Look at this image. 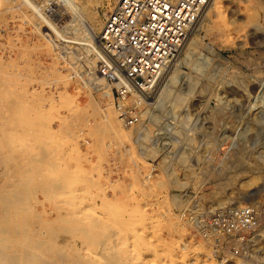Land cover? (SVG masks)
<instances>
[{
  "label": "rangeland",
  "instance_id": "374dc122",
  "mask_svg": "<svg viewBox=\"0 0 264 264\" xmlns=\"http://www.w3.org/2000/svg\"><path fill=\"white\" fill-rule=\"evenodd\" d=\"M34 1L39 5L41 4V6L45 4L43 7L47 10L46 14H49L50 17L53 16L52 18L56 17V21L62 23L64 19L59 15L58 5H56L59 2L61 3L62 0H54L56 4L52 0ZM76 1L77 3L83 2L88 6V9L99 12L100 21L96 25L97 35H99L108 12L117 0ZM213 1L211 0L210 4ZM0 2V56L2 54L5 61L9 60L10 55L16 58L21 54L22 58L18 60V65L14 68L6 67L4 71L17 74L19 79L16 77L15 81L18 86L21 85V89L26 91V89L32 88L41 91L45 87L47 93L56 97H53L55 103L50 101L51 106L49 99L43 95L46 99L41 101L48 103V107L45 111V118L41 116L42 121H44L42 122L40 119L41 124H37L40 131L46 130L45 127L41 126H46L52 132L54 131L53 133L56 136L53 135L54 139L50 137L51 139L46 140L50 143V145L48 144L49 148L47 147L48 157H46L48 159L38 162L39 159L42 161L44 156H42V159L41 157L34 158V163L27 165L23 157L27 154H35L39 149L37 147H35L36 149L22 148L15 151L6 146L4 141L7 137L0 135V142H3L0 143V171L3 172H0V180L2 178V182L0 181L2 186L0 187L6 185L5 187L9 188L10 185L12 186L15 183L14 180L16 181L19 178V172L21 175H29V173H33L32 169L36 168L41 172L38 174V176L41 175L39 181L42 182L49 178L55 180L53 184L56 187L58 186L57 188L61 187V184L64 186L61 187L64 188L63 190L61 188L57 190L54 186L48 188L51 191L44 187L33 188V191L27 194V196L31 195L29 196L30 202H27L29 200L27 196L25 197L27 201L23 199L24 203H30L33 207L34 211L30 208V204L27 206L26 209L29 213H26L25 208H22L26 204L23 205L24 203H22L23 206L21 203L18 204L22 211L18 215V220H20L18 223L23 220L26 221V223H29L27 226L30 227L27 228L30 232H40L44 240L52 241V243H48L46 255L54 253V250L49 247L59 249L62 245H65L62 251L63 254H66L64 256L74 258L80 255L83 258L85 257V261L89 259V264H104L105 254L106 256L107 254L113 256L114 260L119 261H115L118 264H125V260L127 264L130 262L132 264H264V103L259 97L260 87L256 77L257 70L264 66V0H221V9L230 24L228 32L207 31V23L210 20L207 18L203 21L205 18L204 13L193 30H196L195 36L199 40L198 51H193L192 56L190 55L187 60V52L183 49L184 51H181L175 63L176 65L181 62L179 63L180 82L176 85L178 89L187 87L188 75L199 76L194 92L189 96L190 98L188 97L189 99L187 98L182 109L178 107L177 110L172 105L173 100H170L172 98L163 100L159 105L155 103L157 99L154 96L153 100L150 101L152 103L150 112L144 114V116L141 114V120L145 122L150 132L149 138L141 139L142 145L135 143L138 134L136 130L132 131V136L129 138L123 136L125 134L124 130H126V133H130V129L120 121L114 101L112 110L116 119H119V125L123 128V135L119 136V139V137H113L110 134L108 127L104 124L102 109H100L106 105V97L100 93L91 92L84 85L86 79L76 75V71L71 65L69 66L67 61L56 59L57 55L53 51L41 47L42 41L38 39V34L33 30L38 19L32 15V12L26 9H12L10 8L12 2L8 0H0ZM24 14L27 20L24 17V19L22 18V16H25ZM255 14H257L262 24L260 30H254L255 28L249 22L250 15ZM27 15H31L30 18ZM73 15V13H69L65 15V18L69 19L71 17L70 20L73 24H79L80 19ZM63 32L68 37L62 35L63 39H57L59 45L56 51L60 52L59 47L66 45L73 48H78V45H81L82 48L87 46L82 45L84 41H88L87 38L80 41L71 39L75 38L74 36L82 38L83 33L79 32L77 34V30H70L64 28V26ZM69 35L71 38H69ZM68 40L69 42H67ZM93 42L99 47L97 40H91L92 46L94 45ZM76 50L78 51V49ZM82 52L83 55H87L86 50ZM196 63L198 65L200 63L203 69ZM196 67L197 69L198 67L201 68V70L197 71ZM3 76L5 75L2 74ZM60 89L63 93L67 92L74 98L77 96L75 99L80 102L81 106L85 107L83 113H75L74 110L70 108L69 110L68 106L62 105L61 107L63 100L61 95L59 97V93L62 92ZM91 99L95 101H91ZM151 99L152 97L147 100ZM46 100L48 101L46 102ZM132 101L136 100L130 98L129 102ZM0 105V125L4 127L7 124L6 128L14 126L9 120L16 117L15 111L9 113L10 108L7 105L2 103ZM145 105V103L142 105L143 111ZM5 106L8 108L4 109ZM97 107H99V111ZM220 107L222 113L218 111ZM183 117L188 118L186 121L187 128L183 129L185 131L182 135H178L177 130L181 127V121L185 120ZM15 126V128H20L17 124ZM40 128L44 129L41 130ZM43 133V136L38 133L39 136L35 135L38 136V139L32 137L33 140L36 139L34 140L35 145L39 144L40 136L41 141L48 137L49 134L44 135L46 132ZM192 137L194 143L189 144L188 139ZM57 139L59 142L56 141ZM143 141L144 143L146 141L149 145L144 146L146 143L144 144ZM126 147L130 150L126 151ZM140 147L155 148L153 150L156 151L158 158L155 157L154 159L150 156L141 155ZM8 149L13 151L11 152ZM239 149H245V160L240 163L235 158H231V155ZM177 152L180 155L185 152L190 157L188 162L184 163L181 159L179 160V155L176 156ZM48 160H50V164L53 162L54 166L46 164L45 162ZM202 163L207 164L206 173L203 172V175H200ZM200 164L201 166H199ZM55 165L59 171L52 169L56 168ZM7 168L9 169L7 170ZM47 168L52 169V171L48 170L47 172ZM26 169L28 172H26ZM221 169L225 174H222L223 177L221 175L217 176L222 178L221 181H218L215 176L218 174L216 172ZM136 170H139V178L134 176ZM193 170H195L194 173ZM23 171L26 173H23ZM64 171H73L72 173L80 178L65 185L61 181L63 178L61 177V179L58 176ZM151 172L154 174L150 184L143 186L141 174L147 176ZM54 173H58V175H54ZM234 177L237 180L234 181ZM248 179L251 183L250 186L244 187L243 184L241 185L242 181V183L249 182ZM56 180H60L61 183L56 185L59 182ZM77 182L79 183L77 184ZM37 189L39 190L37 191ZM34 191L37 193H34ZM71 191H74L75 201L79 204L78 213H81L82 210V214H79V222L82 220L84 223V225L80 223L82 228L89 227L86 225L89 220H84L83 217L87 216V213L91 217L95 215V217L102 218L109 225L112 224L113 226L111 225L107 229L109 234L106 232L102 239L107 241V238L111 237L110 240L115 241L114 238H117L118 243L121 244L120 247L128 251L124 258L120 257V253L115 255L116 252L114 251L116 249H114V253L111 251L114 248L113 244H106V242L100 240V235L97 236L95 232L91 235L92 240L90 237L86 239L85 236H88L80 230L72 233L73 228L68 226L69 223L62 218L63 216L66 217L68 211L71 210L66 203L68 198L72 197ZM52 192L53 195L50 198L49 195ZM115 193L119 196V203L113 204V207L109 206V208L108 205H105L107 203L105 201H115ZM194 198L199 199L203 205L212 207L226 204L253 205L260 211L259 227L244 242L223 236L219 238V244H217V240L205 239L188 221V216L184 215L186 203L191 202ZM31 215L32 217H30ZM122 218H124V221L120 222ZM112 220L113 223H111ZM114 220L117 222L115 221V223ZM95 235L96 238H94ZM81 236L84 238L82 239ZM98 240L103 243L97 242ZM54 242L58 243L54 244ZM100 244H103V249H99ZM107 247L110 249H107ZM116 256L118 257L115 258ZM114 260H110L112 264H114ZM68 261L65 264L71 263V260ZM86 263L88 264L87 261Z\"/></svg>",
  "mask_w": 264,
  "mask_h": 264
},
{
  "label": "bare ground",
  "instance_id": "6f19581e",
  "mask_svg": "<svg viewBox=\"0 0 264 264\" xmlns=\"http://www.w3.org/2000/svg\"><path fill=\"white\" fill-rule=\"evenodd\" d=\"M10 2H12V5L10 8L12 9H26V10H29L32 12V15H34L38 21L35 22L34 24V32L38 34L39 36V40L42 41V45L41 47L42 48H45L47 50H50V51H53L57 57L56 59H64L65 61H67V63L69 64V66L71 65V67L76 71V75L80 76V77H84V70H83V67H82V63L81 62H78L77 60L80 61V58L81 56L83 55V52L84 50L87 51V55H83L84 57L86 56L89 60H91L93 62V59L89 58L88 57V53H91L92 52V49L93 50H96L98 47L95 45V42H93V46L92 44L90 43L91 40H97L99 42V35H97V28H96V25L97 23L100 21L99 20V12L96 10V11H92L90 8L88 9V6L86 4H84L83 2L82 3H77L76 0H62L61 3H57L56 4V0H52L55 2L56 5H58L57 9H58V13L59 15L62 17V19H64L62 21V23L60 22H57L55 18H52L49 16V14L47 15L46 14V8H44L42 4L39 5L37 4L34 0H8ZM39 1V0H37ZM60 1V0H59ZM119 0H117L115 2V5L112 7V9L108 12V15L109 13L115 8L116 4L118 3ZM210 1H208V3L206 4V6L204 7V9L202 10V12L200 13L199 15V18L198 20L196 21L195 25L192 27L191 29V32H190V35L188 37V39L186 40V42L184 43V45L182 46V48L179 50V52L177 53V55L175 56V58L172 60L171 64L169 65V67L166 69L165 73L163 74V77L161 78V80L159 81V84H158V88H157V91H156V94L154 95L155 96V99L156 100V104H159L161 105V102H163V100L165 99H168V98H172L170 99L171 101L173 100L172 102V105L173 107H175V110H177L176 108L180 107L182 109L185 101L187 100V98L189 96H191V94H193V90L195 89L197 83H198V80H199V76L198 75H194V76H190L188 75V84H187V87H183L182 89L181 88H177L176 85H178V83L180 82L179 81V78H180V65L179 63L181 62H178L176 65V61L178 60L179 58V55L181 53V51L184 49L187 53V60L188 58L190 57V55L192 56V52L197 50L198 49V45H199V40L197 39V37L195 36V31L194 28L196 26V24L201 20V18L203 17L204 13H205V18L203 21H205L207 18H209L210 21L207 22H204V23H207L208 25V29H206L207 31H211V32H218V33H221V32H228L230 30V24L228 23V21L226 20V18L224 17V13L221 9V0H214L213 2H211L210 4ZM4 3V2H3ZM1 4V2H0ZM54 4V5H55ZM93 4V3H92ZM97 4V2H96ZM259 4V3H258ZM257 5V4H256ZM254 5V6H256ZM262 5V4H261ZM4 6V5H3ZM49 6H52V5H49ZM257 7V6H256ZM263 7V5H262ZM48 8V7H47ZM54 8V7H53ZM264 8V7H263ZM97 9V8H96ZM99 9V8H98ZM49 10V9H48ZM258 10V9H257ZM54 12V11H53ZM56 12V11H55ZM51 13V12H50ZM57 13V12H56ZM69 13H73L76 18L80 19V22L79 24H73V22H71V17L68 19V18H65V15H68ZM52 14V13H51ZM25 15V14H24ZM73 15V16H74ZM107 15V16H108ZM28 18H30L31 15H27ZM55 16V15H54ZM72 16V15H71ZM106 16V17H107ZM250 21L251 22V26L254 27L253 29L254 30H260L262 29V24L260 23L259 19H258V16L257 14L255 15H250ZM27 18L26 15L25 16H22V18ZM23 18V19H24ZM27 20V19H26ZM29 23V22H28ZM78 23V22H77ZM248 23V22H246ZM203 24V23H202ZM249 25V24H248ZM27 26V25H26ZM33 26V25H32ZM63 26L64 28H67V29H70V30H77V34L79 32L83 33V37L80 38L79 36L76 37L74 36L75 38H71L70 35H69V38L71 39H75L77 41H80V40H83L84 38H87L88 41L86 40V42L84 41L82 43V45H87L85 46L84 48L80 47L78 45V48H73V47H70V46H60L59 49H60V52L56 51L57 47H58V40L57 39H60L62 38V35L66 36L65 35V32H63ZM198 27V26H197ZM196 27V28H197ZM204 27V26H203ZM19 28H21L19 26ZM206 28V27H205ZM67 31V30H66ZM68 32V31H67ZM70 32V31H69ZM72 32V31H71ZM74 32V31H73ZM72 32V33H73ZM193 32V33H192ZM71 33V34H72ZM67 34V33H66ZM76 34V33H75ZM73 36V35H72ZM68 36H66L67 38ZM63 39V38H62ZM63 41V40H62ZM69 42V40L67 41ZM72 42V40H71ZM24 43V42H23ZM66 43V42H65ZM64 43V44H65ZM74 43V42H73ZM77 44V42H75ZM1 44V43H0ZM29 44V43H28ZM67 44V43H66ZM70 44V43H69ZM81 44V43H80ZM25 45V43H24ZM30 46V44H29ZM24 47V46H23ZM26 47V45H25ZM92 47V49H91ZM200 47V46H199ZM27 48V47H26ZM78 49V51L76 50ZM80 49V50H79ZM183 50V51H184ZM12 51V50H11ZM198 51V50H197ZM82 52V53H81ZM6 54V53H5ZM185 54V55H186ZM82 56V57H83ZM9 60L8 61H5L3 59V56L1 54L0 56V103L2 104H5L7 105L10 109L8 110V112L12 113V111H15L14 114L16 115V117L14 119H10L9 122L13 123L14 126L12 127H8L6 128L5 125L4 127H2L0 125V135H4L6 139L5 144L8 148H11V149H14L15 151L16 150H19V149H22V148H35L37 147V149H39L37 151V153L35 154H27V156H24L23 158H25L24 162L25 164L27 165H31L32 163H34V158H38V157H41L42 159V156L43 159L42 161H39L38 162H43L44 160L48 159L47 157V149L49 148L48 147V144L50 145L49 141H46L47 139H51L54 135V131L52 132V130L49 128V127H46V126H41V127H45L46 130H44L43 133L42 131L39 130V127H38V123L41 124L40 122V119L42 121L45 115V111H46V108L48 107V103H45L44 101H41V100H45L46 98L43 96L45 95L48 99H49V102L52 101L54 102L55 99L53 97H55L53 94H49L47 93V90L46 88L44 87L41 91H38V90H35V89H32V88H29V89H26L23 90L21 89V85L19 84V86L17 85V82L15 81L17 78L19 79V77L17 76L16 73H12V72H5V68L6 67H11V68H14L16 65H18V60H20L21 58V54H19L16 58L12 57V55L9 56ZM185 57V56H184ZM22 59V58H21ZM185 59V58H184ZM185 59V60H186ZM183 60V59H182ZM190 60V59H189ZM187 62V61H186ZM197 64V63H196ZM175 65V66H174ZM198 65V64H197ZM199 65L201 66V64L199 63ZM198 65V66H199ZM195 66V64H194ZM202 68V66H201ZM201 68L196 67V70L199 71L201 70ZM70 69V68H69ZM68 69V70H69ZM203 69V68H202ZM73 70V71H74ZM70 71V70H69ZM52 72V71H51ZM256 77L259 81V87H260V91H259V97H260V100L264 103V66H262L261 68H259V70H257L256 72ZM2 74H4L5 76L2 77ZM199 74V73H198ZM65 75V74H64ZM63 75V76H64ZM201 75V74H200ZM204 75V74H203ZM61 76V75H60ZM17 77V78H16ZM237 78V77H236ZM59 79V78H58ZM57 80V79H56ZM18 81V80H17ZM50 82V81H49ZM55 82V81H54ZM52 83V82H51ZM50 83V84H51ZM57 83V82H56ZM59 83V82H58ZM103 84V82L101 81H96V84ZM185 84V83H184ZM85 85V84H84ZM83 85V86H84ZM106 86V85H105ZM183 86V85H182ZM60 91H62L60 89ZM52 93V92H51ZM54 93V92H53ZM62 93V94H61ZM61 95V98H62V102L63 104L61 103V107L62 105L63 106H68V109H72L75 111V113L77 112H82L84 111L85 107L84 106H81L80 105V102L78 100H76L74 96H71L69 93L67 92H60L59 93V97ZM95 95V94H94ZM154 96L152 97L151 100H146V101H143V103H145V109L144 111L141 109V112H140V119L138 121V124L135 123L131 126H128L129 129H130V133H126V130L125 131V134L123 135V128H121V126L119 125L120 122L119 119L117 120L116 117H115V114L112 110V105H113V96L112 94L110 93V95L108 97H106V105L101 107L100 109L101 110V113H102V116H103V120H104V124L106 125V127H108L109 131H110V134L113 135V137H119L121 135H123L124 137H130L132 136V131L133 130H136V132H138L137 134V137L135 138V143L137 144H141L142 143V140H145L146 138H149V129L147 127V125H145V122L142 121V115L144 116V114H147L148 112H150V105L152 104L150 101L153 100ZM44 97V98H43ZM58 97V98H59ZM103 97V96H102ZM56 98V97H55ZM131 98H134L137 102L139 100V97L138 95H134L132 96ZM190 98V97H189ZM188 98V99H189ZM98 99V98H97ZM41 101V102H40ZM48 100H46L47 102ZM60 101V100H59ZM91 101H95L93 99H91ZM99 101V100H98ZM103 101V100H102ZM61 102V101H60ZM51 103V102H50ZM55 103V102H54ZM53 103V104H54ZM59 103V102H58ZM95 104V103H94ZM175 104V106H174ZM97 105V104H96ZM1 106V105H0ZM51 106H52V103H51ZM60 106V105H59ZM8 107H4V109L8 108ZM100 107V106H99ZM99 107H97V110L99 111ZM264 107V106H263ZM33 108V109H32ZM35 108V109H34ZM57 108V106H56ZM55 109V108H54ZM58 109V108H57ZM69 109V110H70ZM173 109V108H172ZM179 109V108H178ZM94 110V109H93ZM115 110V109H114ZM87 111V110H85ZM180 111V110H179ZM220 113H222V108L220 107L219 110H218ZM73 112V111H72ZM4 113V112H3ZM51 113V112H50ZM70 113V112H69ZM74 113V114H75ZM83 113V112H82ZM174 113H176L174 111ZM179 113V112H178ZM2 114V113H1ZM6 114V113H5ZM60 114V113H59ZM187 114V113H186ZM14 115V116H15ZM53 115V114H52ZM176 115V114H175ZM13 116V117H14ZM51 116V115H50ZM66 116V114H65ZM69 116V115H68ZM70 116H72L70 114ZM89 116V114L87 115V117ZM91 116V115H90ZM119 116V115H118ZM187 116V115H186ZM10 117V116H9ZM73 117V116H72ZM153 117V116H152ZM176 117V116H175ZM179 117V116H178ZM190 117V116H189ZM3 118V117H2ZM7 118V117H6ZM45 118V117H44ZM90 118V117H89ZM156 118V116H155ZM184 118V117H183ZM182 118V119H183ZM185 119V118H184ZM188 119V118H187ZM187 119H185L184 121H181V127L179 128L178 131V135H182V133L185 131L183 130L186 126H187ZM44 121V120H43ZM42 121V122H43ZM121 121V120H120ZM176 121V120H175ZM1 122V121H0ZM82 122V121H81ZM98 122V121H97ZM177 122V121H176ZM180 123V122H179ZM19 125L20 128H15L16 126L15 125ZM62 124V123H61ZM137 124V125H136ZM176 124V123H175ZM43 125V124H42ZM45 125V124H44ZM86 125V124H85ZM122 125V123H121ZM177 125H180V124H177ZM132 126H135V127H132ZM91 127V126H89ZM100 127V126H99ZM123 127V126H122ZM174 127V126H173ZM105 128V127H104ZM187 128V127H186ZM41 130H43L44 128H40ZM125 129V128H124ZM141 129V131H139ZM93 132V131H92ZM103 132V131H102ZM35 133V134H34ZM41 134L42 133L44 135L46 134H49L48 137H45V140L41 141L40 140V137H39V141L38 142L39 144L38 145H35V141L36 139H38L37 137L39 136L38 134ZM243 133V132H242ZM38 135L37 137L35 135ZM195 135V134H194ZM55 136V135H54ZM22 137V138H21ZM35 137L36 139L33 140V138ZM51 137V138H50ZM56 137V136H55ZM189 137V136H188ZM243 137V136H242ZM27 140H25V139ZM32 139L30 141V139ZM43 138V137H42ZM54 139V137H53ZM120 139V137H119ZM142 139V140H141ZM180 140V139H179ZM187 140V139H186ZM1 141V140H0ZM34 141V142H33ZM57 142L58 139L56 140ZM61 141V140H60ZM191 142L194 143V138H189L188 139V143L190 144ZM0 143H3V142H0ZM54 143V141H53ZM144 143V141H143ZM146 143V144H145ZM145 145L146 146L147 144L149 145V143H147L145 141ZM156 143V142H155ZM154 143V145H155ZM52 144V143H51ZM55 144V143H54ZM58 144V143H56ZM61 144V143H60ZM188 144V145H189ZM243 144V143H242ZM142 145V144H141ZM153 145V146H154ZM157 145V144H156ZM174 145V144H173ZM172 145V146H173ZM247 145V144H246ZM59 146V144H58ZM139 146V145H138ZM175 146V145H174ZM48 147V148H47ZM150 147V146H149ZM155 147V146H154ZM158 147V146H157ZM163 147V146H162ZM177 147V146H176ZM179 147V146H178ZM5 148V147H4ZM56 148V147H55ZM240 148V147H239ZM244 148V147H242ZM3 149V147H2ZM11 149H8L10 150L11 152L13 150ZM36 149V148H35ZM155 148H143V147H140L139 150H140V154L143 155V156H147V157H153L155 159L158 158V156L156 155V151L153 150ZM210 149V148H209ZM130 149H127L126 147V151H129ZM7 151V150H6ZM9 151V153H10ZM166 151V150H165ZM173 152V151H172ZM245 149H239L238 151L236 150L235 153L233 155H231L232 157L231 158H235L237 161H239L238 163L240 162H243V160H245ZM8 153V152H7ZM159 153V152H158ZM181 153V152H180ZM5 154V153H3ZM11 154V153H10ZM179 155V160L181 159L182 162L186 163L188 162V159L190 157H188L187 154H185V152H183L181 155L179 154V152L176 153V156L178 157ZM34 156V157H33ZM47 156V157H46ZM50 156V155H49ZM217 157V156H216ZM10 158V157H9ZM45 158V159H44ZM51 158V157H49ZM21 159V158H20ZM28 159V160H27ZM53 159V158H52ZM23 160V159H22ZM51 160V159H50ZM50 160H48L47 162H45L46 164H50ZM264 160V159H263ZM5 161V160H4ZM16 161V159L14 160V162ZM236 161V162H237ZM14 162H12L13 164H15ZM52 162V161H51ZM78 162V161H77ZM191 162V161H190ZM36 163V161H35ZM231 163V162H230ZM262 163V162H261ZM0 164H1V158H0ZM5 164V163H4ZM260 164V163H259ZM263 164V163H262ZM3 165V163H2ZM21 165V164H20ZM19 165V166H20ZM42 165V164H41ZM50 165H53V162L50 164ZM49 165V166H50ZM206 163H202V166L201 164L199 166H201V174L200 175H203V172H205L206 170ZM4 166V165H3ZM16 166V165H15ZM18 166V165H17ZM56 166V165H55ZM182 166V165H181ZM11 167V166H10ZM14 167V166H13ZM30 167V166H29ZM28 167V168H29ZM42 167V166H41ZM47 167V165H46ZM60 167V166H59ZM40 168V167H38ZM62 168V167H61ZM3 169V168H2ZM9 168H7L8 170ZM16 169V168H15ZM32 169V168H31ZM30 169V171H31ZM37 169V168H36ZM36 169H32L33 173L29 175H26V174H20L19 172V178H14L16 179V181L14 180L15 183H13V185L8 188H6L5 186L3 187H0V264H30V263H33V264H65L66 262H69L68 260H71V263H68V264H87L86 261L88 262V264L90 263L89 262V259L85 261V257L83 258L82 256L80 255H77V257H70V258H67L66 254H63V249H64V246L65 245H62L61 248L59 249H54L52 247H49L51 249L54 250V253L52 255H46V251L48 250V243L52 241H46V239L44 240L41 236V233L38 232V233H34V232H30L28 230L27 227H30V226H27L29 225V223H26V221L24 222V220L22 222H19L20 220H18V215L21 211V209L19 208V205L21 203H24V200H26V196L27 194H29L28 192L30 191H33V188H38V187H44V188H47V190H49L48 188L50 187H55V189H60L63 185L61 184V187L59 186V188H57L53 183L55 180H51V179H45V181H39V177L41 175L38 176V174H40V170H36ZM53 170H57L58 167L56 166V168H52ZM52 169L50 170V168H47V172L48 170L52 171ZM78 169V168H77ZM195 169V168H194ZM27 170V169H26ZM64 170V168H63ZM70 170V169H69ZM224 170V169H223ZM44 171V170H43ZM49 171V173H50ZM59 171V170H57ZM172 171V170H171ZM191 171V170H190ZM195 170H193V173H194ZM2 172V171H0ZM7 172V171H6ZM11 172V171H10ZM28 172V170L26 171ZM23 171V173H26ZM55 172V171H54ZM73 171H64L62 172L61 174L58 175V173H54L57 174L59 176V178H61L60 180L66 185L67 183L70 184L72 181H76L78 180V178L80 177H76L73 173ZM226 172V171H225ZM3 173V172H2ZM139 170H136L135 173H134V176L135 178L138 177L139 178ZM150 173V172H149ZM192 173V174H193ZM200 173V172H199ZM208 173V172H207ZM218 173V174H216ZM216 176L215 178L218 179V181H221L222 178H218L220 175L222 176V174L224 175L225 173H223L222 169L219 170V172H216ZM153 174L151 172L150 175H142V185H147L150 184V180L151 178L153 177ZM1 175V174H0ZM43 175V173H42ZM62 175V176H60ZM199 175V174H198ZM205 175V174H204ZM207 175V174H206ZM45 176V175H44ZM196 176V175H195ZM218 176V177H217ZM18 177V176H17ZM55 177V176H53ZM223 177V176H222ZM236 178H238V176H236ZM234 177V181L236 179ZM43 179V178H42ZM94 179V178H93ZM175 179V178H174ZM229 179V178H227ZM247 180V178H245ZM252 179V178H251ZM255 180V178H253ZM2 180V178H1ZM0 180V181H1ZM60 180H56L58 182V184L56 185H59L61 182ZM64 180V181H63ZM81 180V179H80ZM83 180V179H82ZM231 180V179H229ZM237 180V179H236ZM243 180V179H242ZM249 180V179H248ZM253 180V182H254ZM2 182V181H1ZM66 182V183H65ZM243 182V181H242ZM241 182V185L243 184L244 187H248L250 186V180L249 182H244L242 183ZM252 182V180H251ZM44 183V184H43ZM75 183V182H74ZM79 182H77L78 184ZM218 184V182H216ZM178 184V183H177ZM227 184V183H225ZM96 185V184H95ZM230 185V183H229ZM2 186V185H0ZM34 186V187H33ZM64 187V186H63ZM43 188V190H45ZM72 188V187H71ZM40 189V188H39ZM37 189V191L39 190ZM62 190L64 188H61ZM76 190V189H75ZM81 190V189H80ZM51 191V190H49ZM54 191V190H53ZM254 192V191H253ZM259 192V191H258ZM34 193H37L36 191H34ZM72 194V197H69L68 200L66 201V203L70 206L71 210L68 211V215L66 217H62L66 222L69 223L68 226L72 227L70 229H72V233H76L77 230H80L83 234L87 235L88 237L85 236L86 239H88L90 237L91 239V235L92 233L95 232V234L98 236L100 235V240H103L102 237L103 235H106V232L108 231L107 229L109 228V225L107 223V221L105 222L102 218L100 217H95V215H93V217L89 216L88 213H87V216L85 215L86 213H83L85 216H83L86 220L88 219V223L86 225H88L89 227H84L82 228V224L80 223H83V221L81 220V222H79V217L80 215L82 214V210H81V213L79 212L78 213V208H79V204H77V202L75 201L76 199V196L74 195V191H71L70 192ZM216 193V192H215ZM221 193V192H220ZM251 193V192H250ZM44 194H45V191H44ZM62 194V193H61ZM248 194V193H247ZM256 194V193H255ZM52 195H53V192L51 193V195H49L50 198H52ZM220 195V194H219ZM31 195H28V201L27 202H30V197ZM115 196V201H105L107 203H105V205H108L113 207L112 205H116L119 203V196L115 193L114 194ZM191 196V195H190ZM223 196V195H222ZM250 196V195H249ZM252 196V195H251ZM55 197V196H53ZM253 197V196H252ZM251 197V198H252ZM48 198V197H47ZM216 198V197H215ZM244 198V197H243ZM248 198V197H247ZM49 199V198H48ZM47 199V200H48ZM55 199V198H54ZM104 199V198H103ZM250 199V198H249ZM219 200V199H218ZM223 200V199H222ZM248 200V199H247ZM38 202V201H37ZM49 202V201H48ZM80 202V201H79ZM78 202V203H79ZM222 202V201H221ZM81 203V202H80ZM26 203H24L23 205H25ZM30 203H27L26 206L22 207V208H28L27 206L29 205ZM33 204V203H32ZM36 204V203H34ZM178 204V202H177ZM222 204V203H221ZM22 205V206H23ZM78 205V206H77ZM83 205V204H81ZM30 208H32L33 210V207L31 206V204L29 205ZM36 206V205H35ZM107 207V208H108ZM124 207V206H123ZM130 207V206H129ZM91 208V207H90ZM110 208V207H109ZM80 209V208H79ZM86 209V208H85ZM89 209V208H88ZM122 209V208H121ZM30 210V209H29ZM64 210V209H63ZM68 210V209H67ZM110 210V209H109ZM108 210V211H109ZM24 211V210H23ZM26 213L28 212V209L25 210ZM34 211V210H33ZM91 211V210H90ZM89 211V212H90ZM31 212V210H30ZM39 212V211H38ZM84 212V211H83ZM114 212V211H113ZM128 212V211H127ZM29 213V212H28ZM92 213V212H91ZM111 213V211H110ZM32 214V213H31ZM80 214V215H79ZM96 214V213H95ZM91 215V214H90ZM23 216V214H22ZM40 216V215H38ZM37 216V217H38ZM62 216V215H61ZM32 217V215L30 216ZM87 217V218H86ZM123 217V216H122ZM61 218V219H62ZM125 218V217H124ZM124 218L120 219V222H123L124 221ZM36 219V218H34ZM42 219V218H41ZM55 219V218H54ZM53 219V220H54ZM58 219V218H56ZM32 220V219H31ZM30 220V221H31ZM122 220V221H121ZM29 221V220H28ZM56 221V220H55ZM63 221V220H61ZM116 220H114L115 222ZM126 221V220H125ZM35 222V221H34ZM58 222V220H57ZM65 222V223H66ZM117 222V221H116ZM115 222V223H116ZM119 222V223H120ZM47 223V222H46ZM50 223V222H49ZM55 223V222H54ZM113 223V220L112 222ZM63 224V223H61ZM108 224V225H107ZM64 225V224H63ZM84 225V223H83ZM132 225V224H131ZM130 225V226H131ZM55 226H57L55 224ZM67 226V225H66ZM113 226V225H112ZM121 226V225H120ZM35 227H36V224H35ZM34 227V228H35ZM62 227V226H61ZM127 227V226H126ZM38 228V227H37ZM49 228V227H48ZM47 228V229H48ZM56 228V227H55ZM57 228H59V226H57ZM64 228V227H62ZM61 228V229H62ZM81 228V229H80ZM42 229V228H41ZM50 229V228H49ZM48 229V230H49ZM53 229V228H52ZM66 229V228H65ZM69 229V228H68ZM67 229V230H68ZM111 229V228H110ZM115 229V228H114ZM131 229V228H130ZM44 230V229H43ZM47 230V231H48ZM51 230V229H50ZM60 230V229H59ZM112 230V229H111ZM32 231V229H31ZM35 231V230H34ZM45 231V230H44ZM52 231V230H51ZM65 231V230H64ZM76 231V232H75ZM93 231V232H92ZM53 232V231H52ZM66 232V231H65ZM70 232V230H69ZM134 232V231H133ZM44 233V232H43ZM108 233V232H107ZM109 234V233H108ZM107 234V236H108ZM111 234H114V233H111ZM54 235V234H53ZM96 235L94 238H96ZM113 236V235H112ZM57 237V236H56ZM80 237V236H79ZM82 237V236H81ZM93 237V236H92ZM118 237V236H117ZM73 238V237H72ZM84 237H82L83 239ZM105 238V237H104ZM109 238V237H108ZM107 238V241L103 240V242H106V244L108 243V245H110L111 243L113 244L112 246L114 247L113 250H111L112 252L114 251V249H116V253H114L115 255L116 254H121L120 257H123L124 258V255H127L128 254V251L127 249H124L122 247H120L121 244L118 243L117 241V238H114L115 241H111L110 238L108 240ZM93 239V238H92ZM91 239V240H92ZM81 240V239H80ZM100 240H98L97 242H101ZM92 242V241H91ZM96 242V243H97ZM101 242V243H103ZM57 244L58 242H54V244ZM84 243V241H83ZM95 243V242H94ZM97 243V244H99ZM68 244V243H67ZM96 244V245H97ZM143 244V243H142ZM95 245V246H96ZM101 245V244H100ZM202 245V244H201ZM51 246V245H50ZM54 246V245H53ZM59 246V245H58ZM103 244L99 247L102 248ZM55 247V246H54ZM50 249V250H51ZM103 249V248H102ZM101 249V250H102ZM107 249H110L107 247ZM137 249V248H136ZM52 250V252H53ZM80 251V250H79ZM78 251V252H79ZM88 251V250H87ZM109 251V250H108ZM107 251V252H108ZM110 251V252H111ZM109 252V253H110ZM111 252V253H112ZM118 252V253H117ZM110 253V254H111ZM130 253V252H129ZM105 254V252H104ZM112 254V255H114ZM137 254V253H136ZM92 255V254H91ZM114 255V256H115ZM103 256V254H102ZM119 256V255H118ZM118 256H116L115 258H117ZM130 256V255H129ZM95 257V256H94ZM104 260H105V263L104 264H112L111 261L114 260L113 256H109L107 254H105L104 256ZM112 257V259H111ZM83 258V259H81ZM122 258V259H123ZM103 259V258H102ZM119 259V258H118ZM126 259V258H125ZM132 259V258H131ZM72 260L74 261L72 263ZM111 260V261H110ZM121 260V259H120ZM135 260V259H133ZM133 260H131L133 262ZM85 261V262H84ZM91 261H93L91 259ZM103 261V260H102ZM115 261H118V260H114V264H118L117 262ZM119 262V261H118ZM129 262V261H128ZM135 262V261H134ZM124 263V262H123ZM131 263V262H130ZM129 263V264H130ZM102 264V263H100ZM120 264V263H119ZM125 264L126 263V260H125ZM132 264V263H131ZM141 264V263H140Z\"/></svg>",
  "mask_w": 264,
  "mask_h": 264
},
{
  "label": "built area",
  "instance_id": "2783aa9c",
  "mask_svg": "<svg viewBox=\"0 0 264 264\" xmlns=\"http://www.w3.org/2000/svg\"><path fill=\"white\" fill-rule=\"evenodd\" d=\"M208 1L119 0L105 18L99 47L88 55L93 62L80 58L86 88L104 97L111 93L121 121L126 126L137 123L143 101L156 94ZM134 95L138 102H129ZM186 204L188 221L217 244L221 236L244 242L260 224V211L250 204L212 207L196 198Z\"/></svg>",
  "mask_w": 264,
  "mask_h": 264
}]
</instances>
